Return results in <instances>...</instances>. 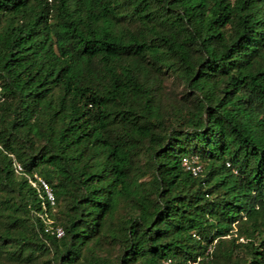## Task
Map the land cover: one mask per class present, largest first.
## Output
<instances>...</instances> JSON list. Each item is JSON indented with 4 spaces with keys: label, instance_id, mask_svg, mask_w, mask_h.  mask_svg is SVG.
I'll return each instance as SVG.
<instances>
[{
    "label": "trees",
    "instance_id": "1",
    "mask_svg": "<svg viewBox=\"0 0 264 264\" xmlns=\"http://www.w3.org/2000/svg\"><path fill=\"white\" fill-rule=\"evenodd\" d=\"M13 160L50 185L61 238ZM49 253L264 264V0H0V264Z\"/></svg>",
    "mask_w": 264,
    "mask_h": 264
},
{
    "label": "built area",
    "instance_id": "2",
    "mask_svg": "<svg viewBox=\"0 0 264 264\" xmlns=\"http://www.w3.org/2000/svg\"><path fill=\"white\" fill-rule=\"evenodd\" d=\"M181 166L184 170L189 171L195 177L203 173V163L201 162L200 157L196 154L184 156L181 160ZM227 166H229L228 163ZM13 168L18 175L23 176L27 180L40 198L42 211L38 212L37 216L42 222L43 233L45 235H52L56 238H61L64 235V229L54 221L47 207V203L50 205V209H53L55 206V198L50 185L38 173L26 172L23 166L16 160H13ZM164 263L171 264L169 260Z\"/></svg>",
    "mask_w": 264,
    "mask_h": 264
},
{
    "label": "rangeland",
    "instance_id": "3",
    "mask_svg": "<svg viewBox=\"0 0 264 264\" xmlns=\"http://www.w3.org/2000/svg\"><path fill=\"white\" fill-rule=\"evenodd\" d=\"M126 23V20L124 21ZM150 71L152 72V77H154V88L157 94V98L163 102L166 101H176L182 97V85L177 78V76L170 71L164 69H158L155 66L149 65ZM146 179V178H144ZM56 209L53 208L51 213L54 215ZM54 219V217H52ZM55 221V219H54ZM108 248L107 254H114V250ZM211 249L209 248L207 252ZM44 262L48 264H56L54 260H52V253L46 254L38 260L36 264H44ZM193 264V263H192Z\"/></svg>",
    "mask_w": 264,
    "mask_h": 264
}]
</instances>
